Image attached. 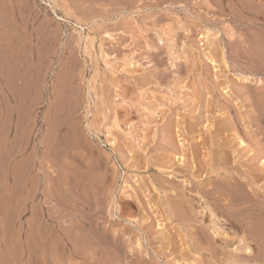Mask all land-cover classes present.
Returning <instances> with one entry per match:
<instances>
[{"label": "rangeland", "instance_id": "374dc122", "mask_svg": "<svg viewBox=\"0 0 264 264\" xmlns=\"http://www.w3.org/2000/svg\"><path fill=\"white\" fill-rule=\"evenodd\" d=\"M26 1L0 0V264H134L128 246L136 244H143V255L153 256L154 264H225V255H235L241 264H264V242L249 241L250 252L243 251L236 236L242 228L218 217L209 223L212 228L207 223V232L215 236V253L192 251L193 244L184 243L179 225L162 221L155 207L148 208L147 200H157L150 185L159 174L129 168L135 154L142 155V162L143 158L154 161L165 152L161 125L171 114L168 119L196 125L200 153L195 161L186 149L188 138L175 134V145L183 144L187 166L196 176L203 175L195 179L197 183L208 182L203 166L210 162L207 152L213 148L209 142L214 118L232 128L225 131L230 136L223 132L218 137L219 142L228 140L235 151L227 158L229 166L247 174L249 159L257 164L264 160V0ZM174 90L186 96L177 104ZM151 116L155 119L151 130L158 136L152 132L156 142L151 140L141 151L144 118ZM114 119L117 123H112ZM71 135L89 143L94 153L90 157L99 156L105 167L107 189L96 204L81 193L76 177L70 175L66 181L59 175L67 156L77 153L76 146L73 150L70 146ZM240 139L246 144L241 146ZM178 156L174 165L182 166ZM76 159L78 169L84 171L85 164ZM256 183L255 189L264 192V176ZM239 184L251 199L264 202L243 180ZM140 186L147 189L145 196L139 195L145 210L124 211L131 218L144 215L148 221L143 226L155 217L152 233L159 237L156 228L162 224L165 236L178 242L177 249L149 239L157 251L150 253L139 227L118 217L120 199L128 194L136 198ZM82 197L85 209L79 204ZM197 217L204 218V213ZM103 228L108 231L101 233ZM88 231L107 243L111 231L122 235L124 244L117 245L122 254L99 251ZM201 245L209 247L205 241Z\"/></svg>", "mask_w": 264, "mask_h": 264}, {"label": "bare ground", "instance_id": "6f19581e", "mask_svg": "<svg viewBox=\"0 0 264 264\" xmlns=\"http://www.w3.org/2000/svg\"><path fill=\"white\" fill-rule=\"evenodd\" d=\"M12 3H13V1H11V4ZM13 7H15V6H13ZM14 9H16V7ZM12 56H14V55H12ZM5 58L7 59V57H5ZM2 59H3V57H2ZM10 59H13V61L15 62L14 58H10ZM19 62H21V61H19ZM2 64H3V60H2ZM7 68H9V67H7ZM120 68H121V66H120ZM135 68L133 67L134 70H135ZM132 72H133V70H132ZM257 85H258V83H257ZM117 87H118V85H117ZM248 87H247V89H248ZM175 92H176L175 102H173V101L172 102L175 103V104H177V102H179L183 98L184 94L182 92H180V91H178V92L175 91ZM120 94H122V97L125 96V93H123V91H121ZM126 94H127V92H126ZM186 94H188V93H186ZM65 96H66V94H65ZM188 96H189V94H188ZM184 97H186V96H184ZM192 102H193V100H192ZM72 103H73V101H72ZM190 104H192V103H190ZM66 105H69V104H66ZM131 105H132V103H131ZM192 105H189V106H192ZM198 105H196V106H198ZM196 106H194V107H196ZM198 108H199V106H198ZM196 110H197V108L195 109V113H196ZM189 111H191V110H189ZM167 112H166V114H169L171 111L169 113H167ZM172 112H173V110H172ZM180 112H181V110H180ZM193 112H194V110L192 111V113ZM160 113H162V111ZM192 113H190V114L193 115L194 113L193 114ZM114 114H117V116H119V113H118V110L117 109H115ZM139 115H141V114H139ZM161 115H163V114H161ZM114 116H115V118H117L116 115H114ZM122 116H124V114ZM125 116H126V114H125ZM170 116L172 117V114ZM170 116H167L166 121L164 120L165 121L164 125H161V123L159 122L160 125L163 126V132H162V130L160 131V132H162V133H160L161 134L160 136H163L161 138H162V141L164 143V150H165V152L163 151L162 154H160V156L156 160H154V161H152L150 159L146 160L145 158H143L142 162L139 161L141 159L140 157H142V155L139 156L138 154H135L136 155V157H135L136 160L132 163V165H129V168L139 169V168L142 167L144 170H147L149 172L150 171L157 172L159 174L158 176H155L154 183H151V185H150L151 190L157 192V200H156V202H153L154 201V199H153V201H152L153 204L151 203V199L147 200L146 201L147 202V205H149L148 208L151 209V208L155 207V209H157L156 210L157 211V216L160 217L162 219V221H166V222H169V223H175L177 226L179 225L178 226L180 228L179 231L180 232L181 231L183 232L182 237H183L184 243L186 244L187 242H189V244H188L189 247H190L191 244H193V247L194 248H191V250L193 249L192 251H195V252H203V251H206L208 253L211 252V254H214L215 253V250H214V244L216 242L215 241V236L213 237V235L211 233L207 232L208 231L207 228H210L211 227L210 225H212V224H209V223H213L214 220H216L215 217H218V219H222L223 222L227 223L230 226L237 227V225H238V226H240L242 228L240 232L236 233V236H237V239H238V243H241V248H242L243 251L250 252V248L248 247L249 245H247V243H250V242H264V202L261 203V204H258L257 202L259 200L256 202L255 200L251 199L249 197L250 195L248 196V193L246 192V189H244L242 187V184H239V180L241 179V180L244 181V184L247 185L246 187H248V189H250L251 193L253 194V196L256 199L257 198H260L261 200L264 201V192H262V191H260L258 189H255V185H257L256 182H258V179L260 177H263L264 176V160H261L260 164H257V162L255 161V159H249V163H250L249 164V167H248L249 168V172L247 174H240L239 173L240 171L237 170V168H235V166H232V165L229 166L228 165L229 163H228V159L227 158L230 156V154L235 153V151L234 150H232V151L230 150V146L227 143L228 140L225 141V142H219V140H218L219 138L218 137L223 132H224L223 135L226 134L225 131H227V132L231 131L232 128L229 125H227L226 123H220L218 121V119L214 118V125H213V127H214L213 128L214 129L213 132L214 133H213V138L209 142L210 143V146H213V148H211L207 152V156L210 158V162L209 163L207 162L206 165L203 166V169H204V172H205V176L208 175L206 177L207 180H208V182L206 184H203L202 182L197 183L195 179L202 178L203 175L196 176L195 173L190 170V166H187V164L185 162V157H184V154H183L184 148L183 147L181 148V146L183 144H180V147H177L176 146L177 144L175 143L176 142L175 139L178 138V137L175 138V134H177V133H180L181 136H183L184 138H188L191 142H190L189 146L186 147V149L188 148V150H190V152L192 154V157H193V159L195 161V159L198 158L199 153H200L199 152L200 150L197 148L198 147L197 146V142H198L197 139L198 138L196 139L195 136H194V134H195V132L197 130L196 129V125L193 124V123H191V122H188V121L187 122L186 121L180 122V120H171V119H168ZM185 116H187V114ZM213 117H214V115H213ZM162 118H165V116H163ZM182 118H183V116H182ZM144 119H143L144 120V127L142 129L143 133L142 134L140 133L142 135L141 136V139H142L141 140V144H142V146L140 148L139 147V143L137 145V147H139L141 149V151L144 150V148L146 147V145H150L151 140L154 138V137L151 136L152 135V132H153L151 130L152 123H153V125H155L154 124V122H155L154 117L153 116H151L149 118H146L145 117ZM194 120H196V119H194ZM124 122H126V121H124ZM261 122L264 123V120H262ZM112 123H117L116 119H114V121ZM115 125H117V124H115ZM133 125H135V124H133ZM142 125H143V123H142ZM183 125H184V127H183ZM232 125H235V124H232ZM117 126H115V127H117ZM57 127H59V126H57ZM154 128H155V126H154ZM211 128H212V126H211ZM262 128H264V127H262ZM160 129H162V128L160 127ZM235 129H236V127L234 128V130ZM203 130H205V129H203ZM66 132H68V131H66ZM134 133H137V131L135 130ZM231 133H234V132H231ZM235 133H236V131H235ZM153 134H154V132H153ZM155 134L157 135V133H155ZM68 135H69V133H68ZM134 135H136V134H134ZM189 135H191V136L189 137ZM198 136H200V135H198ZM198 136H196V137H198ZM227 136H230V135H227ZM234 136H235V134H233V135L231 134V139L234 138ZM49 137H51V136H49ZM62 137L64 138V136H62ZM65 137L67 138V136H65ZM75 137L76 138H74L73 135H71L72 140L70 142L73 143V144H71V145L69 144V145L71 146L72 150L75 149V146H76V149L75 150L77 151V153H75L74 155H71V156H67L65 164L60 167V169H59L58 172H59V175L61 176V178L65 179L66 181H67V179H69V176L70 175L76 177L77 182L76 181L75 182L78 184V188L81 191V193L84 194V196H86V195L89 196L90 195L93 198L94 203L96 204L97 203V200L99 198L98 195L101 196L102 194H104L106 192V189H107L106 188L105 181H107L108 178L106 177L105 167H103L102 161L100 160V157L99 156H97L94 160H93V158L90 157V156H93L94 153L92 152V150H91V152L89 151V148H88V144L89 143L87 144L85 141L81 143L80 142V139H78L77 136H75ZM78 137H80V136H78ZM138 137L139 136H137L135 138H138ZM66 140L68 141V139H66ZM108 142H110V141L108 140ZM244 143L245 142H243L242 139L239 140V144L241 146H243ZM86 144H87V146H86ZM199 146H201V145H199ZM186 152H187V150H186ZM177 154H179V156L177 157V159H178V161L180 163H182V166H175L174 165V159H176L175 156ZM76 156H78V157H76ZM76 158H79L80 159V162H83L85 164V167H83L84 165L82 166V164H81V167L85 168L84 171H81L80 169H78V165L77 164H79V162L77 161ZM196 169H197V165H196ZM196 171H198V170H196ZM211 176L214 177L213 180H210V177ZM177 177H182L184 179H182L181 181L179 179L176 180ZM70 179H71V177H70ZM71 181H72V179H71ZM259 181H261V180H259ZM189 185L191 187H189ZM67 186L69 187V185H67ZM145 192H147V189H145V187H141L140 186V188L138 189V192L136 193L137 194L136 198H132L128 194V195H126V199L125 198L120 199V207H119L120 209H119V211L117 213L118 214V217L120 219H122V220L130 223V224L132 223L134 226L139 227L140 231L144 233L143 235L146 236V244L145 245L148 247L149 251H151L150 253H153V252L156 253L157 251H155L153 249V247L151 245V242L148 241L149 239H154V240H157L158 242H160L161 244H165L167 246H170L169 249H177L178 248V246H177L178 242L176 244L175 238L170 237V236H165L166 234L162 231V226H161L162 224H157L156 223L157 226H158L156 229H158L159 231H161V232H159V235H160L159 237H157V233L158 232L152 233V230H151V227H152L151 226V222H152V220H155V217H153V216L150 217V220H149L150 222L147 225L143 226V223L144 222L147 223L146 221H148V219L145 218L144 215L142 217H139V219H136L135 217L134 218L128 217L130 214L129 213H126L124 211V209H127L129 207H132V209L133 208L136 209V211L138 213L139 212L141 213V211L145 210V205L140 200V197L141 196H145V195H143V193H145ZM149 193H150V191H149ZM106 194H107V197H108L109 191ZM139 195H141V196H139ZM132 196H133V194H132ZM111 197H112V195H111ZM79 198H80V196H79ZM84 199L85 198L82 197L80 199V201H79L80 202L79 204H80V206L82 208L85 209L86 208L85 206H87L86 205L87 202L85 201L86 199L85 200ZM195 207H197V208H199L201 210L199 212H197L195 210ZM95 208H96V206H95ZM136 211L134 213H136ZM219 212L221 214L220 216H218ZM200 213H204V218H198L197 217V214H200ZM202 216H203V214H202ZM82 217H84V216L82 215ZM97 223H99V222L97 221ZM207 223L209 224L210 227H208V224ZM225 223H224V225H225ZM81 225H85V222L83 221V223ZM110 225H111V223H110ZM107 226H108V224H107ZM225 226H223V227H225ZM97 227H98V225H97ZM220 227L222 228V226H220ZM127 229H129V228H127ZM104 231H108V230L105 229V228H103V231L101 233H103ZM123 231H124V229H123ZM168 231L169 230H167V232ZM89 233H91V232H89ZM93 235L94 234H92V236ZM110 236H111V239L108 237L110 239V241L108 240V243L106 242V240H103V238L101 236L98 237V236L95 235V236H93V240L96 243L97 248H99V251L101 250V251H103L105 253H113V255H118L119 256V254H122V253H119L118 254V252H119L118 250L119 249H118L117 245L120 244V243L124 244V239L125 238L122 235H119L118 233L115 234V232H112V231H111V235ZM137 237H139V240H140V235L139 234H137ZM142 238H143V236H142ZM81 239H82L81 242L85 244V241L88 238L85 236V237H83ZM132 240H133V238H132ZM102 241L103 242L105 241L107 243L108 246L107 247L105 246L106 248L103 247L106 244H104ZM203 241H205V242H207L209 244V247L208 248L207 247H204L203 245H201L203 243ZM116 242H117V244H116V246L114 248V243H116ZM66 243H68V241ZM109 246H110V248H109ZM180 248H181V246H180ZM258 249H260V248H258ZM145 250L146 249L144 248L143 244L142 245L136 244V246H131V245L128 246V251H129L130 254H132L131 256H135L134 259H132V260H134V264H154L153 260L155 258H153V256L148 255L147 252H145V254L143 255V253H144ZM120 251H122V250H120ZM124 253H127V251H125ZM178 254L179 255H183L182 252H178ZM154 255H156V254H154ZM250 256L248 255L249 258H250ZM254 256H256V255H254ZM158 257H160V256L158 255ZM224 257H225L224 258V263L225 264H241L239 261L236 260L235 255H225ZM248 257H247V259H248ZM261 257H263V255ZM241 258H243V257H241ZM149 261H152L153 263H149ZM216 262H215V264H216ZM181 263L179 261H177L176 264H181ZM248 263H249V261H248Z\"/></svg>", "mask_w": 264, "mask_h": 264}]
</instances>
